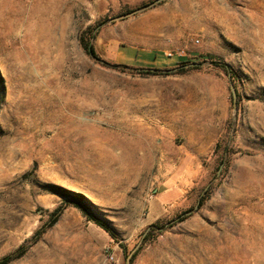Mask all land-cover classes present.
<instances>
[{"label":"rangeland","instance_id":"374dc122","mask_svg":"<svg viewBox=\"0 0 264 264\" xmlns=\"http://www.w3.org/2000/svg\"><path fill=\"white\" fill-rule=\"evenodd\" d=\"M153 1L0 0V261L264 264V0Z\"/></svg>","mask_w":264,"mask_h":264},{"label":"trees","instance_id":"16d2710c","mask_svg":"<svg viewBox=\"0 0 264 264\" xmlns=\"http://www.w3.org/2000/svg\"><path fill=\"white\" fill-rule=\"evenodd\" d=\"M98 27H96L95 29H92V32H94ZM92 36V35H91ZM80 45L83 47V49L86 51V53L93 57L96 58V54L95 51L92 47V45L89 43V41L84 38L81 37L80 38ZM106 65H108V63H105ZM215 64L221 68L223 71H225L227 74H230V76L232 77V73L230 72V70H228V67L225 63L223 62H215ZM115 67H121L123 69H130V67L122 65V66H118L115 65ZM134 71H136L137 73H141V74H148V75H152V74H159V73H168L169 70L166 71H161L158 69H149V68H135L133 69ZM63 193H66L68 195L71 196L72 199H69V204H71L72 206H74L75 208H77L78 210H80L82 212V214L90 221H92L95 225H97L99 228H101L104 232H106L111 238H116L115 236V232L113 231V229L102 219H100L99 217H97L96 215L93 214H88L87 213V208L91 207V203L84 198L82 195L80 194H76L73 192H68L65 191L63 189H60ZM61 213V209H56L55 211H53L51 213V215L53 216V220H56L58 217V214ZM182 219H179V221H181ZM168 226H171L173 223L172 221L168 222V223H157L155 225L151 226L150 229V233L147 234V239L150 237L151 234L153 233H160L163 230H165V228ZM123 251L125 252L126 249L124 247ZM25 252V248L24 246H20L19 249L17 250V252L13 255H9L4 257L1 261L0 264H7L8 262H10L13 258L15 257H19L22 256ZM136 252L132 255L131 259H130V264H132L134 258H135Z\"/></svg>","mask_w":264,"mask_h":264},{"label":"crops","instance_id":"0c3cea01","mask_svg":"<svg viewBox=\"0 0 264 264\" xmlns=\"http://www.w3.org/2000/svg\"><path fill=\"white\" fill-rule=\"evenodd\" d=\"M164 44H157L150 49H138L133 47H119L120 63L138 68L163 69L172 68L177 63L183 62V57H172L165 54Z\"/></svg>","mask_w":264,"mask_h":264},{"label":"water","instance_id":"95a60500","mask_svg":"<svg viewBox=\"0 0 264 264\" xmlns=\"http://www.w3.org/2000/svg\"><path fill=\"white\" fill-rule=\"evenodd\" d=\"M161 1H163V0H155V1H153L152 3H149L148 5H146L145 7H142V8H140V9L135 10V11H132V12L126 14V15H122V16H120V17H117V18H115V19H113V20L123 19V18H126V17H128V16H130V15H133V14H135V13L142 12V11H144V10H146V9H148V8H150V7H152L153 5H155V4H157V3L161 2ZM230 91H231V94H232L233 106H234V108H235V106H236V104H235V103H236V91H235V89H234L233 86H230ZM134 252H135V250L131 251V252L127 255V257H126V259H125V264H130V259H131L132 255L134 254Z\"/></svg>","mask_w":264,"mask_h":264}]
</instances>
